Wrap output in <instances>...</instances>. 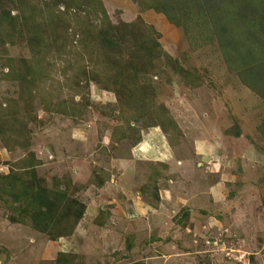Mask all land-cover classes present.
I'll use <instances>...</instances> for the list:
<instances>
[{
    "label": "rangeland",
    "instance_id": "374dc122",
    "mask_svg": "<svg viewBox=\"0 0 264 264\" xmlns=\"http://www.w3.org/2000/svg\"><path fill=\"white\" fill-rule=\"evenodd\" d=\"M80 1L0 0V175L35 165L70 204L43 234L0 191V264H264V97L243 80L261 33L243 0L227 47L199 16L184 28L143 0ZM118 26L131 41L98 54ZM14 119L16 141L1 133Z\"/></svg>",
    "mask_w": 264,
    "mask_h": 264
},
{
    "label": "trees",
    "instance_id": "16d2710c",
    "mask_svg": "<svg viewBox=\"0 0 264 264\" xmlns=\"http://www.w3.org/2000/svg\"><path fill=\"white\" fill-rule=\"evenodd\" d=\"M72 1H78V0H72ZM85 0L80 1V4L83 3ZM145 2L146 7L149 9L153 8L156 9L159 12L165 13L168 15L169 20H171L172 23L178 22V26H182L184 28L187 27V22L195 19L196 17H201V19L204 21V24L207 27L208 32H210V35L212 34V39H217L220 42L223 43V46L228 45V43L232 40H234L238 33L235 31V29H232L234 24H236L237 21H242L238 19V16L235 14H231L234 10H236L235 5H239L242 0H164L167 2L165 7H160L161 3H159L156 6L150 5L149 0H143ZM155 3L158 0H153ZM159 2V1H158ZM257 3L261 7V14H263L262 18L258 21V18L256 16V12H249L250 3ZM85 5V2L83 3ZM242 10H247L250 15L245 14L244 12H241L239 14H243L244 16H249L251 18V24L257 25V30L259 31V41H257L258 46H249L248 55L245 54L244 56V62L246 60V56H249L250 58L256 57L259 62L254 67H250L247 69L250 75L249 77L244 78V82L249 84L250 87L254 91H256L259 95L264 97V92L261 93L256 89L254 83L248 82L249 80L256 79L257 71H260L262 75H258L260 78L262 76V79L264 80V0H243ZM208 6H214L216 7L213 12L210 11V8ZM166 8V9H165ZM173 8H178L180 10V14L173 16L177 17L178 19H172L170 18V14L167 13V11L171 12ZM182 8V9H180ZM195 10V13H192L191 10ZM204 9V10H203ZM206 9V10H205ZM200 10H203L200 12ZM213 10V9H212ZM200 12V13H199ZM202 13V14H201ZM4 17L0 16V21L3 22ZM250 22V21H249ZM123 27H129L128 24H124ZM114 32L112 35H110L111 31H104L100 33L95 38L98 39L99 42L96 45H101L102 49L100 48L99 51L96 50L98 54L104 53L107 55H110L112 53L119 52L122 50L124 44L128 40L131 41L132 36H127L126 33L123 32V29H120V27H114ZM89 31H91L89 29ZM235 33L237 34L235 36ZM31 37H29L31 43H34V41H38V46H40L39 39L43 37V34H40L39 32L30 33ZM33 35V36H32ZM235 37H234V36ZM224 39V41H223ZM235 42V41H234ZM140 42H137L136 45L133 48H128L127 53L129 56H140L143 52V48L140 47ZM241 47L243 45H240ZM244 47V46H243ZM147 49L150 47H146ZM154 47H151L149 49V52ZM98 49V47H97ZM104 49V50H103ZM133 50V51H131ZM129 51V52H128ZM240 52V51H239ZM141 55V57H143ZM148 56H150L148 54ZM228 62V61H227ZM229 63V62H228ZM255 63V62H254ZM253 63V64H254ZM245 64H248V62H245ZM252 64V65H253ZM249 65V64H248ZM135 65L133 63H129V66H124L121 68H118L120 75L118 76L115 74L112 78L111 84H115V87H119L121 84L119 79L122 78V81L124 79H127L128 76L124 74V72L129 71L130 68L134 67ZM30 69L32 71L33 67L30 66ZM131 77V76H130ZM130 77L128 79H130ZM94 81H99V79L93 78ZM136 81L137 79L134 78ZM252 81V82H253ZM101 84V82L99 83ZM123 86V85H122ZM105 88H109L110 90L113 88H110L109 86H105ZM120 92L119 90L117 91ZM116 92V93H117ZM147 99H149L147 97ZM27 121L33 122L37 119L36 116L31 115L28 113V115H24ZM20 120L14 119L13 120V128L9 124L7 126L1 127V133H5L6 130H9L11 133V137L14 138L13 141H16L18 137L21 136V133L23 132V126ZM35 165H30L24 167V169L11 171L7 175H0V191L6 193L9 191V194L14 195L18 193V196L15 198V203H18V201H21L20 203H23V207L21 208V214L23 216H30L32 218V226L34 229H36L38 232L43 234H52V231L60 225L62 222L61 220L63 218H67L68 216H65V211L70 209V204L67 205V197L62 190H55L52 188H49L48 186H45L42 184V182L38 179L36 171H34ZM23 170V171H21ZM82 215V212H81ZM12 221H16L17 219L12 218Z\"/></svg>",
    "mask_w": 264,
    "mask_h": 264
},
{
    "label": "crops",
    "instance_id": "0c3cea01",
    "mask_svg": "<svg viewBox=\"0 0 264 264\" xmlns=\"http://www.w3.org/2000/svg\"><path fill=\"white\" fill-rule=\"evenodd\" d=\"M199 154V156H201V154L200 153H198ZM101 213V212H100Z\"/></svg>",
    "mask_w": 264,
    "mask_h": 264
}]
</instances>
